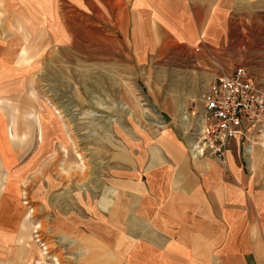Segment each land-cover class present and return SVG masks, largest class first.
I'll use <instances>...</instances> for the list:
<instances>
[{"label":"crops","instance_id":"obj_1","mask_svg":"<svg viewBox=\"0 0 264 264\" xmlns=\"http://www.w3.org/2000/svg\"><path fill=\"white\" fill-rule=\"evenodd\" d=\"M246 13L263 16L264 0H0V264L45 263L12 203L28 169L8 134V100L28 96L45 56L70 50L80 29L133 72L198 44L218 58L228 54L233 18ZM164 114L163 126L106 150L105 184L78 195L71 184L68 207L54 202L47 232L61 249L53 264H264V138L249 159L238 139L223 163L190 158L179 115ZM37 122L38 154L47 133Z\"/></svg>","mask_w":264,"mask_h":264},{"label":"rangeland","instance_id":"obj_2","mask_svg":"<svg viewBox=\"0 0 264 264\" xmlns=\"http://www.w3.org/2000/svg\"><path fill=\"white\" fill-rule=\"evenodd\" d=\"M241 16L232 20L227 56H213L224 71L243 66L264 94V15ZM90 40L78 29L70 50H61L54 60L45 56L43 68L31 79L28 96L8 100L9 138L24 156L20 165L28 169L18 178L12 203L21 205L29 219L30 242L45 264H53V251L61 249L54 243L56 237L47 232L54 202L62 204V209L68 207L69 191L76 192L69 189L71 184L78 188L76 195L86 185L105 184L106 150L133 143L138 134L163 126L160 114L179 115L181 121L182 103L196 100L215 72L208 56L199 59L182 49L170 50L133 72L131 65L102 54L96 37ZM25 117L30 118L29 123ZM37 119L47 133L38 154ZM262 137L263 133L256 134L245 144L242 153L246 159L251 146L259 156ZM257 160L260 165L259 157ZM43 166L45 172L39 173ZM93 191L98 194L100 188ZM36 232H43V237Z\"/></svg>","mask_w":264,"mask_h":264},{"label":"built area","instance_id":"obj_3","mask_svg":"<svg viewBox=\"0 0 264 264\" xmlns=\"http://www.w3.org/2000/svg\"><path fill=\"white\" fill-rule=\"evenodd\" d=\"M200 52L212 60L215 72L207 89L190 101L193 108H185L181 137L190 158L223 163L232 140L238 139L244 151L252 136L264 134V94L243 66L224 71L209 48L192 49L194 55Z\"/></svg>","mask_w":264,"mask_h":264},{"label":"bare ground","instance_id":"obj_4","mask_svg":"<svg viewBox=\"0 0 264 264\" xmlns=\"http://www.w3.org/2000/svg\"><path fill=\"white\" fill-rule=\"evenodd\" d=\"M184 110H185L184 107H181V121L183 120V117L185 116ZM247 150H248V153H249V151H251V147H248ZM43 264H45V263H43Z\"/></svg>","mask_w":264,"mask_h":264},{"label":"water","instance_id":"obj_5","mask_svg":"<svg viewBox=\"0 0 264 264\" xmlns=\"http://www.w3.org/2000/svg\"><path fill=\"white\" fill-rule=\"evenodd\" d=\"M160 117H161L163 123H167L168 122V118L166 117L165 114H160Z\"/></svg>","mask_w":264,"mask_h":264}]
</instances>
